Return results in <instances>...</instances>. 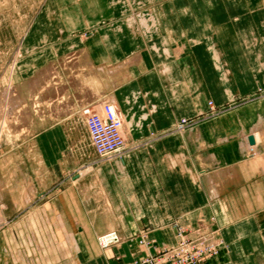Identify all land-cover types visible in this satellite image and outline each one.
Segmentation results:
<instances>
[{"label":"crops","instance_id":"1","mask_svg":"<svg viewBox=\"0 0 264 264\" xmlns=\"http://www.w3.org/2000/svg\"><path fill=\"white\" fill-rule=\"evenodd\" d=\"M254 29L263 35L264 0H82L55 12L53 25H35L25 39V85H37L25 87L29 210L0 231V264H148L175 241L176 224L211 218L225 247L205 264L264 259V118L245 120L253 113L244 107L155 138L208 98L222 103L264 84L243 39ZM214 49L235 90L221 83ZM240 72L248 84L235 85ZM105 102L122 115L126 144L151 145L77 175L97 157L81 110ZM255 123L263 134L249 153L236 135L245 128L253 138ZM111 230L122 240L102 248L97 237Z\"/></svg>","mask_w":264,"mask_h":264},{"label":"rangeland","instance_id":"2","mask_svg":"<svg viewBox=\"0 0 264 264\" xmlns=\"http://www.w3.org/2000/svg\"><path fill=\"white\" fill-rule=\"evenodd\" d=\"M81 1L0 0V231L13 224L20 223L22 218L25 217V212L29 210L25 209V87L27 90L29 88H36L37 85L36 83L25 85V39L35 25H53L55 12L60 13V10L68 8L70 5L75 6ZM259 26H261L260 20ZM252 28H254V25ZM254 31L253 34L251 31L250 33L242 31L245 36H243V39L246 40V51H248L247 48L251 41L252 47L256 48L253 55L254 63L257 61L258 65L253 64V70L262 72L264 71V53L259 41L264 39V33L261 36L255 29ZM250 39L252 40L249 41ZM214 56L215 61L219 64L217 69L220 71L221 83L225 87L234 89V82L231 76L232 70L229 63L226 62L221 49H214ZM241 73L238 81H235V85L237 83L246 85L251 81L244 80L246 79L245 75ZM260 77L262 80L264 79V76ZM106 103L111 104L117 115L122 119L123 134V117L118 113L114 104L110 102L103 103L99 110H96L91 105L83 107L81 112L85 122L86 116L84 110L86 108H92L102 113ZM206 105L205 110L199 111L193 116L181 118L173 127L155 134L157 135L155 138H161L174 133L184 135L188 127L202 122L215 121L224 118L225 115H227L226 117L235 115L238 110H243L244 107H250L251 111L249 113H253V117L250 116L249 119L245 120L254 121V119L264 118V84H258L256 89L251 93H237L231 99L227 98L222 103H216L213 99L208 98ZM260 126V124L256 125L258 128L252 135L254 136L253 138H251L250 134L243 132L245 128L240 131L239 135H236L239 138L240 147L243 151L252 153L259 150L257 139L263 134V129ZM231 130L234 129L231 128ZM199 135L203 141V148L206 149L209 145L202 138L201 130ZM246 139L254 143H251L249 147H245L244 141H247ZM147 142L141 144L125 143L123 154L120 157L127 152L136 151L141 147H149L151 143ZM92 145L94 146L93 143ZM94 149L97 157L93 165L78 164L73 173L84 175L96 169L101 162L105 161L100 158L95 146ZM190 149L192 150L191 146ZM202 152L205 154V160L202 159L200 164L209 166L207 152L206 150ZM35 163V161H29L30 171L35 167ZM229 168L232 169V167ZM42 197V194H40L39 198ZM107 233L116 234L118 239L104 244L100 236ZM220 233V227L214 218L207 221L205 219L199 220L196 225L176 224L175 241L160 245L153 254H148L144 258V262L148 264H205L225 247V241ZM121 240L122 237L117 230L107 231L99 234L97 237V241L102 248L117 244ZM142 241L143 243H148L146 237ZM258 264H264L262 257H258Z\"/></svg>","mask_w":264,"mask_h":264},{"label":"built area","instance_id":"3","mask_svg":"<svg viewBox=\"0 0 264 264\" xmlns=\"http://www.w3.org/2000/svg\"><path fill=\"white\" fill-rule=\"evenodd\" d=\"M92 143L100 158L109 161L123 154L125 139L122 134V119L111 104H105L100 113L92 108L84 110Z\"/></svg>","mask_w":264,"mask_h":264},{"label":"bare ground","instance_id":"4","mask_svg":"<svg viewBox=\"0 0 264 264\" xmlns=\"http://www.w3.org/2000/svg\"><path fill=\"white\" fill-rule=\"evenodd\" d=\"M101 238V241L106 244L110 241H113L115 239H118V236L116 234H111V233H107V234H104L103 236H100Z\"/></svg>","mask_w":264,"mask_h":264}]
</instances>
